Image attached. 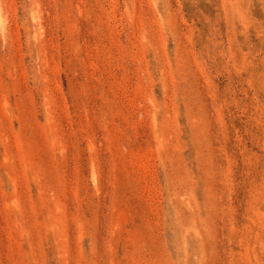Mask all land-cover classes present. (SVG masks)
<instances>
[{
    "label": "rangeland",
    "instance_id": "rangeland-1",
    "mask_svg": "<svg viewBox=\"0 0 264 264\" xmlns=\"http://www.w3.org/2000/svg\"><path fill=\"white\" fill-rule=\"evenodd\" d=\"M0 264H264V0H0Z\"/></svg>",
    "mask_w": 264,
    "mask_h": 264
}]
</instances>
